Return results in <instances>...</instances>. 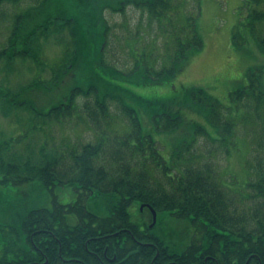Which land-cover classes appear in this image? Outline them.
Wrapping results in <instances>:
<instances>
[{"label":"trees","instance_id":"trees-1","mask_svg":"<svg viewBox=\"0 0 264 264\" xmlns=\"http://www.w3.org/2000/svg\"><path fill=\"white\" fill-rule=\"evenodd\" d=\"M5 1L0 0V9ZM10 1L17 5L20 0ZM33 1L13 14L0 60L8 68L18 60L41 68V41L60 36L63 42L68 35L66 57L52 79L1 90V114L10 118L26 110L34 123L65 124L82 111L78 116H86L101 132L93 142L66 153L30 154L25 160L10 145L22 139L0 144V264H111L115 254L118 264H264V65L250 70L248 84L229 94L228 105L200 88H188L182 101L141 98L131 86L167 83L182 71L193 51L203 48L200 0ZM129 7L162 31L164 45L174 48L173 54L135 53L127 44L133 67L122 70L107 63L112 26L106 11L123 14ZM232 39L239 47L255 41L264 56V0H243ZM71 72V83H61ZM56 90L60 96L49 107L37 105L35 91L50 95ZM133 100L143 102L139 105L151 114L158 132L173 134L185 123L191 126L193 138L179 144L170 163L162 154L165 147L148 132L143 112L128 104ZM116 105L128 118L125 138L102 129L103 124H113L110 110ZM203 122L216 130V136ZM255 128L260 130L244 158V182L236 178L229 184L211 162L192 164V154L189 164L179 165L198 135H205L220 151L231 152L239 151L241 139ZM25 185L30 197L23 196ZM65 186L79 192L76 202L45 204V194ZM104 200L109 215L102 217L92 206ZM143 204L158 212L160 222L167 215L188 222L193 227L191 243L178 249L148 233ZM135 206L141 221L134 215Z\"/></svg>","mask_w":264,"mask_h":264},{"label":"rangeland","instance_id":"rangeland-1","mask_svg":"<svg viewBox=\"0 0 264 264\" xmlns=\"http://www.w3.org/2000/svg\"><path fill=\"white\" fill-rule=\"evenodd\" d=\"M189 2L193 3L194 0H189ZM242 2L243 0H200L201 14L198 19V29L204 41L203 48L193 51L186 63L184 62L182 71L167 83L146 87L131 86L132 90L145 99L168 96L170 99L182 101L187 96L188 88H200L228 105L229 94L248 84L250 70L260 69L264 65V56L255 41L252 40L243 47L233 43L232 34L239 20ZM33 3V0H20L16 5L8 0L2 5L0 9L2 15L0 18V55H4L3 52L7 48L13 14L21 13ZM106 16L112 26V33L105 51L107 63L114 64L122 70H129L133 67L134 57L127 44L133 45L135 53L140 54L142 51L148 54L152 51L154 56H159L175 52L170 44V48H166L164 45L166 36L162 31L150 23L147 17L142 18L140 12L135 8L129 7L123 14L108 10ZM57 37L60 38V36ZM57 37L53 36L48 40L41 41L40 59L44 64L41 68H37L30 61L23 63L22 60H18L11 66V70L5 60H0V91L8 87L18 90L22 85H28L34 79L42 81L52 79L54 70L59 71L63 58L66 57L64 55L65 43L70 41L68 35H65L63 42ZM72 79L73 72L67 75L61 83L68 82L69 84ZM63 87L65 86L61 85L59 88ZM59 96V90L50 95H46L42 91L33 93L37 105L43 107L53 102L54 99L57 100ZM81 103L83 100H80ZM128 104L140 114L143 112L148 132L160 142L161 146L165 147L161 150L169 163L172 158H175L176 150H179L180 147L179 144L193 138V130L191 126L187 127L186 123L183 130L173 134L156 131L150 120L151 114H147L139 105L143 104L141 100L129 101ZM116 106V109L113 106L110 110L113 124L111 126L103 124L102 129L109 131L110 136L125 138L128 135L125 129L129 127H125L124 124L128 122V118L122 114L118 105ZM81 112L76 113L74 118L68 119L65 124H59L57 121L44 123L43 120H35L34 123L26 110L15 112L10 118L4 117L0 112V144L3 145V142L10 138L22 139L21 143L15 141L11 144L9 142V144L11 151L17 152L23 160L30 154L39 156L41 153L42 155L53 152L66 153L74 149L73 147L93 142L96 139L97 131L101 132V129L93 122H89L86 116L80 118L78 115ZM203 124L212 136H216L217 132L213 127L205 122ZM255 130L256 128L248 130L247 136L241 139L243 143L239 142L240 150L231 152L229 150L220 151L217 149L218 146L205 135H198L191 146V151L184 154L187 158L186 161L183 160L179 165L189 164L192 154V164L204 166L211 162L216 170L226 174L225 179L229 184L234 183L236 178L244 182L247 169L244 158L251 147L250 143H253V137L258 134L260 129ZM262 131L264 133V129ZM43 147L44 150H42ZM27 189L24 187L23 191ZM29 190L30 187L26 197L31 196ZM54 192L57 194L59 202L63 204L74 202L77 199V191L72 186L57 187ZM54 192L53 194L48 193V196L44 195L45 204L52 206V200L55 198ZM92 209L102 217L109 215L105 200L99 205L92 206ZM135 209L136 207L133 208L134 211ZM134 215L139 216L137 220L141 221V215L137 211L134 212ZM146 219L148 222L150 221L149 218ZM192 233L193 227L188 222L169 215L162 222L159 221L153 231V234L162 238L168 246L178 249H184L191 243Z\"/></svg>","mask_w":264,"mask_h":264},{"label":"flooded vegetation","instance_id":"flooded-vegetation-1","mask_svg":"<svg viewBox=\"0 0 264 264\" xmlns=\"http://www.w3.org/2000/svg\"><path fill=\"white\" fill-rule=\"evenodd\" d=\"M55 196H56L55 201H56V202H59L57 194H55ZM69 203H70V202H69ZM64 204H68V203H64ZM148 233L153 234V231H149ZM153 235H154V234H153ZM98 249H100V247H99V248H96V250H98ZM89 254L92 255V256H96V257H98L97 255L94 254V252H89ZM111 254H112V253H111ZM107 255H108V247L105 249V253L103 254L104 258H106ZM100 256H101V255H100ZM88 258H89V257H88ZM116 258H117V255L115 254L114 258L111 259L110 263H111V264H118V262L116 261ZM105 263H106V262L102 261L101 264H105Z\"/></svg>","mask_w":264,"mask_h":264},{"label":"water","instance_id":"water-1","mask_svg":"<svg viewBox=\"0 0 264 264\" xmlns=\"http://www.w3.org/2000/svg\"><path fill=\"white\" fill-rule=\"evenodd\" d=\"M154 221L156 222V212H154Z\"/></svg>","mask_w":264,"mask_h":264}]
</instances>
